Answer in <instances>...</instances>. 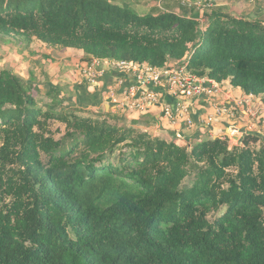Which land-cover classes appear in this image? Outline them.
<instances>
[{
    "label": "trees",
    "instance_id": "16d2710c",
    "mask_svg": "<svg viewBox=\"0 0 264 264\" xmlns=\"http://www.w3.org/2000/svg\"><path fill=\"white\" fill-rule=\"evenodd\" d=\"M130 6L0 0V37L74 48L86 61L185 65L264 101L263 21ZM33 82L0 70V264H264L256 133L166 140L120 114L61 109L58 87L42 101Z\"/></svg>",
    "mask_w": 264,
    "mask_h": 264
},
{
    "label": "built area",
    "instance_id": "2783aa9c",
    "mask_svg": "<svg viewBox=\"0 0 264 264\" xmlns=\"http://www.w3.org/2000/svg\"><path fill=\"white\" fill-rule=\"evenodd\" d=\"M174 1L186 5L183 0ZM79 63L77 66L81 78L91 85L97 84L107 66L117 72L118 75L107 86L105 98L114 113L120 115L146 113L159 106L160 119L170 127L190 128L194 124L190 112V99L205 96L210 101L213 112L202 120L203 124L212 123L217 116L235 118L241 113L247 117L245 126L247 129L243 131L244 133L253 131L258 122L264 123V110L253 108L254 95L243 93L240 97L234 98L229 105L225 98L229 92L224 90L221 82L207 75L197 76L185 65L153 67L147 63L100 58H91L82 65ZM159 89L172 96V101H168L164 97L166 94H161ZM243 132L240 134L241 137ZM174 136L177 140L183 138L179 130Z\"/></svg>",
    "mask_w": 264,
    "mask_h": 264
},
{
    "label": "crops",
    "instance_id": "0c3cea01",
    "mask_svg": "<svg viewBox=\"0 0 264 264\" xmlns=\"http://www.w3.org/2000/svg\"><path fill=\"white\" fill-rule=\"evenodd\" d=\"M126 1L131 4L129 0ZM167 8L169 7L167 6ZM187 13L189 14L188 10ZM64 50L63 57L68 55H76V59L73 58L71 59L72 61H65L62 69L60 70L58 67L53 65L50 66V64L47 63L46 68L50 69V74H53L55 78L46 84L44 83V85L39 84L38 82V87L42 85V87H45V90H47L50 86L58 87L61 92L60 95L64 99V105H68L69 107H77L82 110H86L87 112H91L94 115H103V113L108 111L114 113L112 107H110L107 99L105 98V91L107 86L118 75L117 72L110 66H107L102 76L98 79L97 84L91 85L81 78L79 66H77V63L79 62L81 65L86 62V60H84L83 53L80 50L74 48H66ZM221 84L224 90L229 92L228 95H225V98H227L226 101L229 102V105L232 104L234 98L240 97L243 94L240 88L231 86L228 80L222 81ZM225 85H227V87ZM159 91L161 94L165 93L163 89H159ZM262 96L263 95L255 96V101L253 104V108L256 110L261 108L259 111L264 110V101L262 100ZM164 97L170 102L173 99V97L168 94H166ZM220 99L222 98L220 97ZM190 103V112L194 122L193 126L190 128H183L181 126L170 127L165 121L160 119L159 106L154 107L146 113H131L124 116L138 122L139 127L141 128H150L155 135L166 140L176 139L174 135L177 130L180 131V134L183 137L180 140L183 141H195L200 140L203 137L214 138L222 134V132H228V130L231 133L244 131L247 117L242 113L237 115L235 118L217 116L212 123L206 125L202 123V120L208 114L213 112V107L210 101H208L205 96H200L191 98Z\"/></svg>",
    "mask_w": 264,
    "mask_h": 264
},
{
    "label": "rangeland",
    "instance_id": "374dc122",
    "mask_svg": "<svg viewBox=\"0 0 264 264\" xmlns=\"http://www.w3.org/2000/svg\"><path fill=\"white\" fill-rule=\"evenodd\" d=\"M131 2V8H133L138 13H147L155 5L160 4V8L173 10L177 13L187 12L190 7L197 9H222L224 12L235 15L237 17H247L249 19H257L264 22V0H183L186 3H178L174 0H129ZM192 9V8H191ZM63 48L52 47L46 43H43L38 40H18L10 37H0V70L7 69L17 76L25 80H32L35 83V87L32 90L35 97L45 99V87L42 85L38 87L39 84H46L54 80L53 74H50L47 69V63L53 66H56L62 69L65 61H72L71 59L75 58L76 55H68L63 57L64 53ZM75 53V52H74ZM68 57V58H67ZM79 58V57H78ZM76 59V58H75ZM64 60V61H63ZM167 67H170L169 65ZM49 79V80H48ZM39 82V84H38ZM37 83V84H36ZM227 87V85H225ZM68 110V105L61 106V109ZM77 112L82 115H92L91 112L77 108ZM95 116V115H94ZM122 119L126 123H130L131 118L121 115ZM50 122V130L55 134L54 137L60 138L64 133V126L56 121ZM141 128V127H140ZM247 128H244V130ZM254 129V128H252ZM246 131V130H245ZM229 132V133H228ZM222 132L220 135H227L229 140L237 143L241 139L240 134L242 132L231 133ZM251 132L256 133L260 140H264V123L258 122L255 126V129ZM235 136V137H234ZM259 141L257 142V144ZM109 157V156H108ZM119 155L117 153L109 157V160L113 163L117 162Z\"/></svg>",
    "mask_w": 264,
    "mask_h": 264
},
{
    "label": "water",
    "instance_id": "95a60500",
    "mask_svg": "<svg viewBox=\"0 0 264 264\" xmlns=\"http://www.w3.org/2000/svg\"><path fill=\"white\" fill-rule=\"evenodd\" d=\"M144 130H151L150 128L148 127H142Z\"/></svg>",
    "mask_w": 264,
    "mask_h": 264
}]
</instances>
